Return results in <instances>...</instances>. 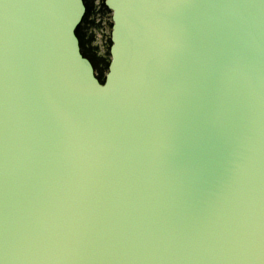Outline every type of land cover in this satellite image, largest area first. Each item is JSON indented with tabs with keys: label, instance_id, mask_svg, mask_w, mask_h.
Here are the masks:
<instances>
[{
	"label": "water",
	"instance_id": "water-1",
	"mask_svg": "<svg viewBox=\"0 0 264 264\" xmlns=\"http://www.w3.org/2000/svg\"><path fill=\"white\" fill-rule=\"evenodd\" d=\"M0 0V264H264V0Z\"/></svg>",
	"mask_w": 264,
	"mask_h": 264
},
{
	"label": "trees",
	"instance_id": "trees-1",
	"mask_svg": "<svg viewBox=\"0 0 264 264\" xmlns=\"http://www.w3.org/2000/svg\"><path fill=\"white\" fill-rule=\"evenodd\" d=\"M86 6L85 17L78 28L76 35L80 42L81 53L87 58L93 65L95 73L99 81L103 84L105 76L108 73V67L110 63V48L108 50L107 58H100L98 56L97 48L92 46L93 37L88 34L89 29L95 26L94 20L91 17L95 9V0H83ZM105 0H102L101 7L104 12L111 14L104 4ZM112 27V24H111ZM109 46L111 47V41L109 39Z\"/></svg>",
	"mask_w": 264,
	"mask_h": 264
},
{
	"label": "rangeland",
	"instance_id": "rangeland-1",
	"mask_svg": "<svg viewBox=\"0 0 264 264\" xmlns=\"http://www.w3.org/2000/svg\"><path fill=\"white\" fill-rule=\"evenodd\" d=\"M102 0H95V9L91 17L94 20L95 26H92L88 34L93 37L92 46L97 48L100 58H107L109 39L111 34V14L104 12L101 7Z\"/></svg>",
	"mask_w": 264,
	"mask_h": 264
}]
</instances>
